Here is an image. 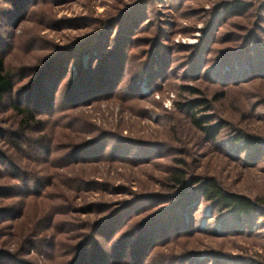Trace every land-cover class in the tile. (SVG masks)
<instances>
[{"label": "rangeland", "instance_id": "1", "mask_svg": "<svg viewBox=\"0 0 264 264\" xmlns=\"http://www.w3.org/2000/svg\"><path fill=\"white\" fill-rule=\"evenodd\" d=\"M222 1L0 0V264H264L261 215L167 178L264 205V144L235 138L264 139V0ZM197 96L212 138L181 106Z\"/></svg>", "mask_w": 264, "mask_h": 264}, {"label": "trees", "instance_id": "2", "mask_svg": "<svg viewBox=\"0 0 264 264\" xmlns=\"http://www.w3.org/2000/svg\"><path fill=\"white\" fill-rule=\"evenodd\" d=\"M248 2L246 0H223L220 2V7H223L226 12L243 11L247 7ZM235 10V11H233ZM103 72V71H102ZM104 74V73H103ZM108 74V73H107ZM47 76V74H46ZM101 76V75H100ZM88 77V76H87ZM87 77L82 76L80 81L83 83L81 87H86ZM104 77V76H103ZM56 80V79H54ZM53 80V81H54ZM91 84V83H90ZM13 78L11 73L6 69L5 62L0 52V106L2 98L5 94L10 93L13 90ZM196 90V88H193ZM207 98L204 96H197L194 100L189 99L181 103V106L190 113V119L194 125H196L204 135L210 138L214 137L222 127V120L209 121V116L196 115L191 107L193 105H204ZM12 109L18 114L19 125L21 128H28L31 123L40 122V118L35 116L34 110L30 106L20 105L17 102L11 101ZM236 139H242L249 146V144L259 145L264 144V139L254 134H247L241 131L235 133ZM167 178L172 180L178 193L183 192L187 187L193 186L195 192L199 197L208 198L211 200L217 208L227 212L234 220H240L243 217L256 213L261 215L262 222L264 224V205H261L258 198L248 196L238 191H231L218 183L213 175L200 176L197 174L187 175L181 167L173 168L167 175Z\"/></svg>", "mask_w": 264, "mask_h": 264}]
</instances>
